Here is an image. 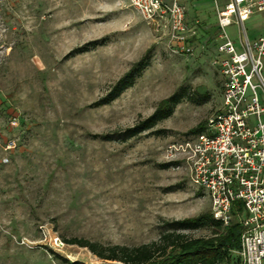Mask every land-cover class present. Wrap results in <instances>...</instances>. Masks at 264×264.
Masks as SVG:
<instances>
[{"label":"rangeland","instance_id":"rangeland-1","mask_svg":"<svg viewBox=\"0 0 264 264\" xmlns=\"http://www.w3.org/2000/svg\"><path fill=\"white\" fill-rule=\"evenodd\" d=\"M196 10L188 19L199 21L202 42L193 55L176 56L127 0H0V264H120L63 239L136 247L156 241L165 222L210 213L178 150L205 133L221 106L214 47L205 42L214 5ZM263 18L255 14L245 29L260 31ZM227 33L236 40L233 26ZM90 43L97 46L80 52ZM143 58L132 87L96 106ZM177 94L184 96L172 116L152 131L126 143L102 140ZM198 125L204 130L193 134ZM188 234L207 238L211 230ZM54 239L63 248L54 250Z\"/></svg>","mask_w":264,"mask_h":264},{"label":"built area","instance_id":"built-area-1","mask_svg":"<svg viewBox=\"0 0 264 264\" xmlns=\"http://www.w3.org/2000/svg\"><path fill=\"white\" fill-rule=\"evenodd\" d=\"M127 1L170 55L191 56L202 42L199 21L191 25L187 17V5L200 0ZM208 1L216 14L210 64L221 78V106L205 133L178 150L187 155L190 183L207 195L213 219L229 226L236 218L241 225L240 264H264V32L250 42L244 28L255 13L264 15V0ZM232 25L240 50L227 33ZM17 126L13 117L10 127ZM238 207L241 213L233 215ZM53 244L54 250L64 246L59 239Z\"/></svg>","mask_w":264,"mask_h":264},{"label":"trees","instance_id":"trees-1","mask_svg":"<svg viewBox=\"0 0 264 264\" xmlns=\"http://www.w3.org/2000/svg\"><path fill=\"white\" fill-rule=\"evenodd\" d=\"M95 45L96 43H90L80 49V52H87L88 46L94 48L97 46ZM145 64L143 58L117 82L111 93L96 106L111 103L124 91L131 88L134 79L145 67ZM183 96V94H177L164 100L147 119L122 132L102 136V140L126 143L145 132L152 131L159 123L172 116L174 108L181 102ZM203 130L204 127L198 125L192 133L199 134ZM167 167L168 165H165L162 168ZM236 213H241L240 207L233 210L232 214L236 215ZM200 230H211V236L193 238L188 234ZM241 233L242 227L236 218L229 226H224L220 221L214 220L210 213H203L196 218L165 222L156 241L136 247L103 246L77 238L63 240L67 245L88 250L93 256L105 262L120 264H240L237 252L240 250ZM54 256L66 263L65 259H61L58 255Z\"/></svg>","mask_w":264,"mask_h":264},{"label":"crops","instance_id":"crops-1","mask_svg":"<svg viewBox=\"0 0 264 264\" xmlns=\"http://www.w3.org/2000/svg\"><path fill=\"white\" fill-rule=\"evenodd\" d=\"M205 1H208V0H200L198 3H196V4H188L187 5V17L189 18V12H190V10L191 9H194L196 12H197V10H196V5L197 4H199V3H203V2H205ZM209 2H211V1H209ZM212 3V2H211ZM225 3V2H224ZM198 13V12H197ZM255 14H258V13H255ZM254 14V15H255ZM253 15V16H254ZM264 16V15H263ZM252 18V16L247 20V21H249L250 19ZM189 20V19H188ZM246 21V22H247ZM263 23L261 24V30L260 31H258V30H247V29H245V31H246V36H247V39L251 42V41H254V40H256L257 38H259L262 34H263V32H264V18H263ZM215 24H216V14L214 15V22H213V25H212V29H211V32H210V34H209V36H208V38L205 40V42H209V39H211L212 38V36L214 35V33H215ZM234 28H235V33H236V40L234 41V40H232L235 44H236V47H237V50H240V47H239V33H238V30H237V27H236V25H232ZM232 26H230V27H232ZM229 27V28H230ZM244 28H245V26H244ZM205 32H207V31H205ZM231 38V37H230Z\"/></svg>","mask_w":264,"mask_h":264}]
</instances>
